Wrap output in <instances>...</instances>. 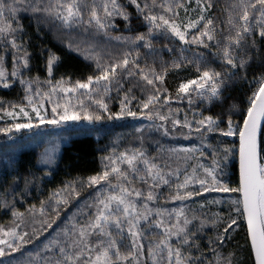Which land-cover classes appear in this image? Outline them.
Returning a JSON list of instances; mask_svg holds the SVG:
<instances>
[{"label": "snow or ice", "instance_id": "1", "mask_svg": "<svg viewBox=\"0 0 264 264\" xmlns=\"http://www.w3.org/2000/svg\"><path fill=\"white\" fill-rule=\"evenodd\" d=\"M0 93V264H264V0H0ZM139 120L90 171L19 159Z\"/></svg>", "mask_w": 264, "mask_h": 264}, {"label": "trees", "instance_id": "2", "mask_svg": "<svg viewBox=\"0 0 264 264\" xmlns=\"http://www.w3.org/2000/svg\"><path fill=\"white\" fill-rule=\"evenodd\" d=\"M24 23L27 24L28 21L25 20ZM49 39L51 38L49 37ZM157 47H159V45H157ZM65 63L70 66V68L76 72L77 75L80 73H87L89 71L82 60L76 57L75 54L67 56L65 58ZM14 95V93L9 94L10 98ZM116 123L120 124L125 122ZM147 123V121L139 120L128 121L127 127H114L111 124L97 125L93 131L88 133L74 130L86 127V125L69 126L64 127V129H34L32 133L19 134L24 138V148L19 156V159L23 164L34 162L37 154L43 150V147L48 144L49 140L57 139L56 141L59 142L58 140L60 137L66 135L71 136L66 144L59 145L60 147L59 152L57 153V160L60 163V168L56 177L58 181L65 178V173L68 171H70L73 175H76L81 171H90L92 169L98 168L99 164L96 159V149L98 147H102L105 143H108L110 139L115 138L117 135L122 137L121 142L124 146H129L130 144L134 143L132 136L129 135L133 132V126L147 125ZM147 131L148 129L146 128V135ZM29 137H31L30 140L28 139ZM182 143L184 146H188L189 142L182 141ZM5 145L6 138L0 136V149H3ZM9 219V216L5 215L3 211H0V222H7ZM45 235L47 234L45 233ZM237 239L242 242V235L238 236Z\"/></svg>", "mask_w": 264, "mask_h": 264}, {"label": "rangeland", "instance_id": "3", "mask_svg": "<svg viewBox=\"0 0 264 264\" xmlns=\"http://www.w3.org/2000/svg\"><path fill=\"white\" fill-rule=\"evenodd\" d=\"M69 126H78V125H73V124H69V125H66L65 127H69ZM43 128V127H42ZM45 129V128H44ZM71 136H68V135H66V136H62V137H60L59 138V142H57L56 140L57 139H51V140H49L48 141V144L47 145H50V144H66L67 143V141H68V139L70 138Z\"/></svg>", "mask_w": 264, "mask_h": 264}]
</instances>
